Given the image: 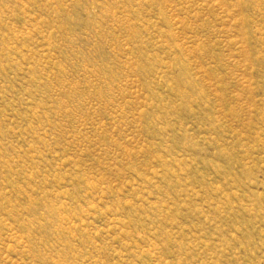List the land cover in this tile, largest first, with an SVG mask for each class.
<instances>
[{
	"label": "rangeland",
	"instance_id": "rangeland-1",
	"mask_svg": "<svg viewBox=\"0 0 264 264\" xmlns=\"http://www.w3.org/2000/svg\"><path fill=\"white\" fill-rule=\"evenodd\" d=\"M0 264H264V0H0Z\"/></svg>",
	"mask_w": 264,
	"mask_h": 264
}]
</instances>
